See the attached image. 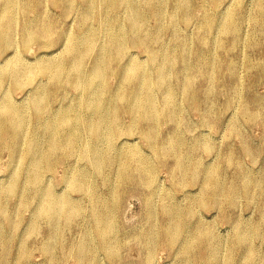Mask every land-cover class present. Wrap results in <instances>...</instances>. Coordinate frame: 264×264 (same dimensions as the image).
I'll return each instance as SVG.
<instances>
[{"label":"rangeland","instance_id":"1","mask_svg":"<svg viewBox=\"0 0 264 264\" xmlns=\"http://www.w3.org/2000/svg\"><path fill=\"white\" fill-rule=\"evenodd\" d=\"M173 1L176 0H169V8L172 7ZM256 1L190 0L187 18H178L174 23L166 24L164 29L162 42L166 49L185 39L189 46L184 50L182 47V53L190 55L192 59L198 52H205L210 58L220 54L224 59V69L217 73L214 81H208L202 76L195 77V92L186 91L183 83H179L174 100L183 104V112L178 124L175 125L162 116L156 121L159 143L166 141L171 134H178L191 145V159L198 166L195 173L191 171L182 183L176 182L174 175L177 176L178 173L173 171L175 155L169 153L163 158H157L154 148L143 135V123H137L135 128L131 129L137 113L123 111L117 118L112 150L102 149L93 156L84 154L89 134L83 129L79 145L72 157L56 162L52 169L47 168L42 174V186L46 185L68 203L79 205L81 214L67 219L61 204V208H58L59 220L49 225L38 217L37 200H33L29 206H22L23 195L36 186L39 187L29 181L28 172L23 173L20 176L18 191L9 199L10 209L14 210L13 219L17 221V230L12 225L9 227L10 232L13 231V240L8 246L10 260L6 264H92L90 259L93 257L89 252L83 254L82 261L73 254L86 230L94 228L91 220V196L80 188V180H75L79 172L85 173L92 180L91 185L96 186L100 195L110 199L108 224L116 231L117 241L113 254H108L101 248L102 243L98 238L92 239L90 245L97 249L94 260L100 264H264L262 193L249 195L242 191L233 205L227 203L225 193L221 192L217 194L215 203L209 204L206 198L216 192H212V189L205 190L203 184V175L215 172L220 175L224 185L232 180L241 184L244 175L253 180L258 179V183L262 185L264 183V37L262 28L255 21ZM79 8L80 1L76 2L71 11H67L63 3L59 6L49 4L46 7L57 22L59 34L66 28L74 33L80 31ZM233 10L243 18L239 26L240 42L236 47L232 46L235 33H224L220 30L223 17ZM165 11L168 12V9L165 8ZM145 13L148 14L146 27L154 32L159 30L160 23L151 11L146 9ZM28 17L33 19L35 12H31ZM22 18L15 30L18 33L14 34V46L7 51L1 50L0 47V67L18 58L21 67L26 68L33 64L37 57H45L43 54L39 55L42 50L62 52L61 41H36L25 45L20 30ZM220 42L223 46L218 45ZM151 44L156 49L161 45L157 42V46L156 41ZM125 52L126 56L121 59L119 65L132 63L151 72V78H155L157 64L149 57L144 45L129 44ZM32 58L34 60H31ZM89 65L90 61L86 63V69ZM165 68L169 75L174 73L173 62H168ZM232 73L241 81L240 93L237 96L230 89ZM172 79L175 80L176 76L173 75ZM39 81L46 84L47 78H41ZM107 81L109 89L101 102L100 98H93L97 90L104 88L97 82L89 90L90 93L70 88L61 89L58 94L60 96L51 98L50 108L61 110L69 104L82 106L92 99L108 115L119 108L120 103L126 105L128 101L123 100L125 90L119 75L108 74ZM130 85L132 84H128L126 88ZM12 86L13 83L9 80L8 85L1 88L0 103L3 99L10 98L22 106L34 94L31 84L17 90ZM153 93L156 101L161 103L163 91L156 88ZM118 96H121L119 100ZM196 99L198 104H194ZM204 101L210 106L208 120L202 112ZM85 110L87 115L94 116L96 113V108L93 107ZM48 119V113L38 120L32 117V113L26 118L27 129L34 128V144L44 143ZM111 121L112 118L106 116L103 122L105 129L112 124ZM196 141H200L203 147H196ZM245 144L249 150L245 149ZM132 146H137L151 161L154 173L152 182L143 180L136 171L133 172V179L121 180L120 164L117 160L106 169L100 170L99 163L104 158L115 157L118 151L126 152ZM12 148L8 144L0 146V191L8 188L13 172L19 168L18 164L26 161L24 163L28 165L33 162V146L29 149L27 144H23V149L17 153L12 151ZM230 153L232 157L234 155L235 161L229 159ZM12 156L15 157L12 159ZM175 206L184 216L174 245L170 246L163 240L159 230L161 225L170 220L169 211ZM189 206L192 207L191 211L185 215L184 212ZM255 224L258 227L253 228L249 234V246L253 254L248 256L245 245H237V239L240 231L248 227L247 225L255 227ZM206 230L211 232V237L203 242L198 237ZM28 232L29 256L23 263H15L13 260L17 254V241L19 238L22 240ZM50 234L55 237L48 246L52 251L51 255L43 252L41 248L46 245ZM1 246L2 242L0 253Z\"/></svg>","mask_w":264,"mask_h":264},{"label":"bare ground","instance_id":"2","mask_svg":"<svg viewBox=\"0 0 264 264\" xmlns=\"http://www.w3.org/2000/svg\"><path fill=\"white\" fill-rule=\"evenodd\" d=\"M77 1H80V31L74 33L66 28L63 33L59 34L57 22L46 9L47 5L59 6L63 3L66 10L71 11ZM189 6L190 0L173 1L171 8H169V0H0L1 50L7 51L14 46V34L18 33L15 30L21 17L23 18L20 30L25 45L36 41L62 42V47H60L62 52L53 53L54 51L42 50L39 55L43 54L45 57H37L36 61L26 68L21 67L18 58H14L0 67V90L8 85L9 80L13 83L12 88L15 90L23 89L27 84L34 87L33 96L22 106L17 105L10 98L3 99L0 103V146L8 144L13 147L12 151L15 153L21 152L23 144H27L29 149L33 146L31 152L33 162L28 165L24 163L26 161L18 164L19 168L13 172L10 185L5 191H0V242H2L0 262L2 264H6L10 260L8 246L13 240V231L10 232L9 227L12 225L17 230V221L13 219L14 210L10 209L9 199L18 191L20 176L23 173L28 172L29 181L39 187L36 186L23 195L22 206H29L33 200H37L39 203L38 217L47 221L49 225L55 220H59L58 208L59 206L61 208V204L67 219L81 214L79 205L68 203L62 196L48 189L46 185L42 186V174L47 168L52 169L56 162L72 157L75 148L79 145L83 129L89 134L84 154L93 156L97 152H101L102 149L112 150L113 134L118 124L117 118L123 111L137 113L131 129L133 130L137 123H143V135L154 148L157 158H163L169 153L175 155L173 171L178 173L177 176L174 175L176 182L182 183L188 173L194 172L195 168H198L191 159L190 144L178 134H171L166 141L159 143L155 127L159 116L170 120L175 125L181 121L183 104L174 100L180 82L183 83L186 91L195 92L194 79L196 76L214 81L217 73L224 69V59L220 54L210 58L205 52H198L193 56L194 59L190 55L183 54L182 47L184 50L189 46V42L185 39H181L179 44L175 43L172 47L169 46L168 49L163 44V32L166 24L174 23L178 18L186 19ZM165 8L168 9V12L165 11ZM146 9L150 10L159 21V30L154 32L146 27L148 15L145 13ZM31 12H35V17L30 20L28 16ZM255 12L256 24L262 28L264 37V0L256 1ZM242 19V16L233 10L227 13L220 23V30L224 33H235L233 47L238 46L240 42L239 26ZM153 41H156V45L157 42L161 43L159 48L156 49L152 46ZM133 43L144 45L149 52V57L156 62L158 70L155 78H151V72L140 69L132 63L119 65L121 59L126 56V46ZM218 45L223 46L222 42ZM88 61H90V65L86 69L85 65ZM168 62H173L175 67L172 75H169L165 68ZM108 74L119 75L125 90L123 100L128 101L126 105L120 103L119 108L108 114L113 120L108 129L103 126L104 119L108 115L92 99L82 106L69 104L61 110H51L50 100L54 96H60L58 94L61 89L70 88L90 93L89 90L97 82H100L101 87L104 86V88L97 90L95 95L93 94V98H100L101 102L105 92L109 89ZM173 75L176 76L175 80L172 79ZM41 78H47V83L43 84L39 81ZM181 79L182 81H180ZM230 83L232 93L236 96L239 95L241 81L235 73H232ZM128 84L132 85L126 88ZM156 88L163 91L161 103H158L154 96L153 89ZM119 97L121 98V96L117 97L118 100ZM194 104H198L197 99ZM203 105L202 112L205 113L208 120L210 106H207L205 101ZM90 107L96 108L94 116L85 114L87 112L85 108L89 109ZM30 113L36 120L46 113L49 114L46 124L47 135L42 144H34V128L28 130L26 127V118ZM195 146L203 147L200 141H196ZM245 149L249 150L250 148L245 144ZM14 157L12 156V159ZM233 157L230 153L229 159L233 160ZM114 160L120 164L121 180L133 179V172L136 171L143 180L152 182L154 174L152 163L137 146L128 148L126 152L118 151L115 157L104 158L99 163L100 170L106 169ZM203 177L205 190L212 189V192H216L206 198L209 204L215 203L217 194L221 192L225 193L228 204L235 203L237 195L242 191L249 195L262 193L264 196V183L262 185L258 183V179L253 180L248 175H244L241 184L232 180L227 185L222 183L217 172L209 175L204 174ZM75 180H80L82 184L80 188L91 196V220L94 228L86 230L83 239L73 250V254L82 261L83 254L89 252V255L91 254L93 257L90 259L91 263L100 264L94 260L97 249L90 245L92 239L98 238L102 243L101 248H104L108 254H113L114 244L117 241L116 231L108 224L110 212L108 202L110 199L98 193L96 186L91 185L92 180L85 173L79 172L78 178ZM191 208L189 206L184 214L189 213ZM169 216L170 220L160 226L159 232L163 240L173 246L176 235L181 229L184 215L175 206L169 211ZM247 226L240 231L237 245H245L244 249L248 256H252L253 250L249 246V234L258 225ZM30 232L22 240L19 238L17 241V254L13 260L15 263H23L29 256L27 238ZM210 237L211 232L206 230L198 238L204 242ZM54 239L52 234L47 237L46 245L41 246L43 252L52 254L48 246Z\"/></svg>","mask_w":264,"mask_h":264}]
</instances>
